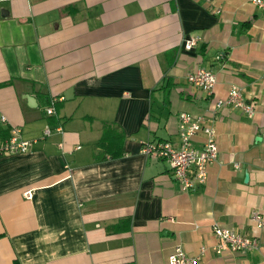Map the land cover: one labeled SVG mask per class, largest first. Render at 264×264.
Returning <instances> with one entry per match:
<instances>
[{
  "label": "crops",
  "instance_id": "1",
  "mask_svg": "<svg viewBox=\"0 0 264 264\" xmlns=\"http://www.w3.org/2000/svg\"><path fill=\"white\" fill-rule=\"evenodd\" d=\"M197 69L213 73L210 94L187 82ZM233 85L252 118L218 107ZM181 113L217 137L190 192L142 152L179 149ZM0 126L32 142L0 155V264H168L175 248L200 264H264L250 219L264 218V10L251 0H0ZM214 225L258 249L217 254Z\"/></svg>",
  "mask_w": 264,
  "mask_h": 264
},
{
  "label": "built area",
  "instance_id": "2",
  "mask_svg": "<svg viewBox=\"0 0 264 264\" xmlns=\"http://www.w3.org/2000/svg\"><path fill=\"white\" fill-rule=\"evenodd\" d=\"M251 3L264 10V0H251ZM217 13L220 12L218 9ZM197 43V39H189L185 42L184 48L191 50ZM187 82L210 94L215 85V77L211 71L197 69L187 75ZM231 106L243 110L249 118L254 115V107L246 103L241 89L238 86H231L226 99L218 103V107ZM55 111V100L51 101L46 109L47 115H52ZM178 134L181 145L179 149L172 147L168 142H157L147 144L142 152L145 155H153L157 158L165 159L171 168L172 176L184 192L195 190L198 186H203L207 182V169L215 163L218 158L216 131L203 123L202 118H196L186 113L179 115ZM4 120V119H3ZM60 131V129H56ZM52 134V129L47 127L43 131V137ZM202 134L204 144L201 150L193 148L191 138ZM32 142L20 138V130L12 129L6 141L0 144V155L2 154H23L27 153ZM26 199H31L30 192L24 193ZM251 221L257 228H264V218L258 212H252ZM212 232L219 241L215 248L217 254H221L224 249L237 253H249L258 249V243L251 238L235 234L232 230L222 228L218 225L212 227ZM168 264H200L198 257H190L180 248H175L168 258Z\"/></svg>",
  "mask_w": 264,
  "mask_h": 264
},
{
  "label": "trees",
  "instance_id": "3",
  "mask_svg": "<svg viewBox=\"0 0 264 264\" xmlns=\"http://www.w3.org/2000/svg\"><path fill=\"white\" fill-rule=\"evenodd\" d=\"M108 129H110V127L107 126L106 132ZM8 135H9V132L0 126V142L7 139Z\"/></svg>",
  "mask_w": 264,
  "mask_h": 264
},
{
  "label": "water",
  "instance_id": "4",
  "mask_svg": "<svg viewBox=\"0 0 264 264\" xmlns=\"http://www.w3.org/2000/svg\"><path fill=\"white\" fill-rule=\"evenodd\" d=\"M256 140H258V138H256Z\"/></svg>",
  "mask_w": 264,
  "mask_h": 264
}]
</instances>
